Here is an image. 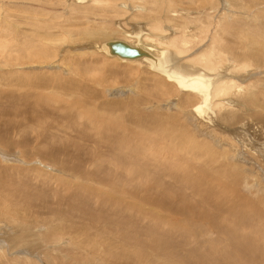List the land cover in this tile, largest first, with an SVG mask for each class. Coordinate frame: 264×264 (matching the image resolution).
<instances>
[{
	"label": "rangeland",
	"instance_id": "rangeland-1",
	"mask_svg": "<svg viewBox=\"0 0 264 264\" xmlns=\"http://www.w3.org/2000/svg\"><path fill=\"white\" fill-rule=\"evenodd\" d=\"M137 25L176 73L225 80L199 115L98 52ZM0 246V264H264V0H0Z\"/></svg>",
	"mask_w": 264,
	"mask_h": 264
},
{
	"label": "bare ground",
	"instance_id": "bare-ground-1",
	"mask_svg": "<svg viewBox=\"0 0 264 264\" xmlns=\"http://www.w3.org/2000/svg\"><path fill=\"white\" fill-rule=\"evenodd\" d=\"M87 0H76V2H81V3H86ZM138 27L140 25H137ZM136 28V26H134ZM143 28V27H142ZM141 31V32H139ZM93 34V33H92ZM125 34V33H124ZM123 35V33H122ZM143 33H142V30L141 28L139 27V30L137 31V34H134V36L129 33L127 34L126 37H129V38H134V42L131 43L130 40H125V39H112V40H109V41H121V42H124L125 44L129 45L130 47L132 48H139L140 50H143L145 53H146V56L143 57V58H139V59H134V60H127V59H122V58H118L117 56H111V54H109V51H108V48L106 46V43H107V40H104V41H101L97 46H95V48H97L98 52H101L104 56L107 57V59H111V60H115L117 59L120 63L124 64V65H137V66H142L143 69L146 68L149 72H151L154 76H156L157 78H159V80H161V82H163V86H164V81L165 83L169 84V85H172L174 87L177 88V90L174 88V90L176 91L177 94H182V93H187L184 97L185 101H188L189 98L191 97H196L198 98L199 100L195 101L194 104H190L191 105V108L192 110L190 111H193L195 112L196 114L198 113H201L203 110L202 108L206 105H209L210 104V101L212 99V96L214 97L213 95V92H214V89L215 88L217 90V87L219 86V84L222 82L225 83V80H222L221 82L220 81H214L212 80V77L206 75L205 73L201 72L200 70V75L198 76H195V77H186V76H183L181 74H178L176 73L168 64V58L167 57V54L169 53L167 50H164L162 49V47H158V46H155V45H152V44H148L145 42V39L143 38L142 39V42H141V37H142ZM148 35V33H147ZM151 36V35H150ZM149 37V36H148ZM151 38V37H149ZM125 40V41H124ZM108 41V43H109ZM127 41V42H126ZM129 42V43H128ZM160 42V41H159ZM161 43V42H160ZM162 44V43H161ZM93 45V44H92ZM94 49V48H93ZM237 55V54H236ZM202 57V56H201ZM115 60V61H117ZM145 70V69H144ZM189 70V69H188ZM198 70V69H197ZM214 72V71H213ZM150 73V74H151ZM190 73V72H189ZM151 74V76H152ZM162 76V77H161ZM164 78V79H162ZM209 81L208 83H210V88L208 85H202V82L204 81ZM221 83V84H222ZM227 85V84H226ZM168 86V85H167ZM173 88V87H172ZM212 88V89H211ZM166 89V88H165ZM169 90V89H168ZM209 90V92H208ZM213 92H212V91ZM242 90V89H241ZM241 90H238V91H241ZM177 91H180L182 93H178ZM215 92H218V91H215ZM220 92V91H219ZM222 92V91H221ZM222 93H226L225 90H223ZM221 95V93H218ZM183 95V94H182ZM227 96V95H226ZM223 97V96H222ZM180 98V97H179ZM175 99V98H174ZM191 100V99H190ZM215 102V101H214ZM228 102V101H227ZM192 103V102H191ZM208 109V108H207ZM206 109V110H207ZM197 115V116H198ZM203 116V115H202ZM99 144V143H98ZM106 145V144H105ZM229 145V144H228ZM117 150V149H115ZM119 159V158H118ZM123 162H126V160H122ZM121 161V162H122ZM10 193V192H9ZM7 194V193H6ZM57 194V193H56ZM18 195V194H17ZM61 198V197H60ZM42 199V198H41ZM31 203V202H30ZM64 204V203H63ZM83 207V206H82ZM73 208V207H72ZM75 209V208H74ZM126 222H131V221H128V220H125ZM128 223V224H129ZM122 227V226H121ZM124 227V226H123ZM122 227V228H123ZM129 227V226H128ZM121 229V228H120ZM125 229V227L123 228ZM129 228H126L125 231H127ZM235 231V230H233ZM234 233V232H233ZM161 235V234H159ZM158 235V236H159ZM157 236V235H155ZM235 236V235H234ZM167 237V236H166ZM123 239V238H122ZM231 239V238H230ZM239 243L237 245H239V247H241V245H243L242 242L241 243V240H244L243 238H239ZM124 240V239H123ZM167 240V239H166ZM127 242H131L133 240H129L126 238ZM148 241H150L153 244H163L165 247L168 246L169 247V241H167L165 244H164V239L162 238H156V240L153 238L151 239H148ZM234 241L236 242V240L234 239ZM156 242V243H155ZM171 242V241H170ZM173 242V241H172ZM133 244L135 243V245H137V247H142L143 244L139 243L137 240L133 241L132 242ZM245 245V244H244ZM181 245H177V244H172L171 247H180ZM247 247V246H246ZM253 247V246H252ZM1 248V246H0ZM170 248V247H169ZM249 249V248H248ZM250 250V249H249ZM252 251V250H251ZM239 252V251H238ZM241 252V251H240ZM248 252V250H247ZM250 252V251H249ZM248 252V253H249ZM246 253V252H245ZM244 253V254H245ZM255 253V252H253ZM237 254V253H236ZM252 254V252H251ZM234 255V254H233ZM243 255V254H242ZM246 255V254H245ZM255 255V254H254ZM247 256V255H246ZM252 256V255H251ZM174 257V256H173ZM172 257V258H173ZM213 257V256H212ZM249 257V256H248ZM255 257V256H254ZM245 258V257H244ZM247 258V257H246ZM252 257H250L248 260H250L247 264H257L254 260H256L255 258L254 259H251ZM264 257H262L263 259ZM187 259H193L191 261H195L196 264H212V262L210 261L211 258L208 257V256H204L200 253H197L193 250H189L188 252V256H187ZM186 259V260H187ZM218 259V258H216ZM225 259L226 261L229 260L227 259V257L225 256ZM177 258L174 257V262H177ZM259 260V259H258ZM190 261V260H189ZM220 261V260H219ZM223 261V260H222ZM263 261V260H262ZM183 262V261H182ZM181 262V263H182ZM188 262V261H187ZM186 262V263H187ZM228 262V261H227ZM247 262V261H246ZM259 262V261H258ZM264 262V261H263ZM229 263V262H228ZM232 264V261L230 262ZM245 263V262H244ZM243 263V264H244ZM179 264H180V261H179ZM194 264V263H193ZM227 264V263H225ZM235 264V263H234Z\"/></svg>",
	"mask_w": 264,
	"mask_h": 264
},
{
	"label": "water",
	"instance_id": "water-1",
	"mask_svg": "<svg viewBox=\"0 0 264 264\" xmlns=\"http://www.w3.org/2000/svg\"><path fill=\"white\" fill-rule=\"evenodd\" d=\"M106 46L111 56H117L118 58L134 60L143 58L146 53L139 48H132L129 45L121 41H107Z\"/></svg>",
	"mask_w": 264,
	"mask_h": 264
}]
</instances>
